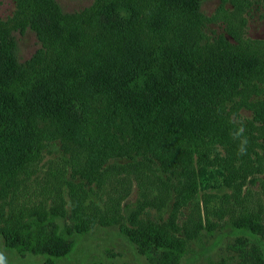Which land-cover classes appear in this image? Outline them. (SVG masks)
<instances>
[{"label": "trees", "instance_id": "16d2710c", "mask_svg": "<svg viewBox=\"0 0 264 264\" xmlns=\"http://www.w3.org/2000/svg\"><path fill=\"white\" fill-rule=\"evenodd\" d=\"M14 1V15L0 20V195L7 191L6 185L12 195L0 208V234L6 247L45 255L49 263L67 258L75 250L76 236L112 215L114 203L105 206L108 211L101 205V193L111 176L117 173L119 183L125 177L119 178L122 173L139 172L148 164V172L166 187L154 196L153 180L152 185L139 182L145 193L127 211L125 232L144 250L159 248L162 242L153 232L155 224L145 220L142 212L149 199L157 206L162 192L169 195L175 187L173 162L182 151L191 160L189 175L183 180V192L192 200L185 221L186 239L199 238L200 232L228 214L234 227L261 230L263 210H237L240 187L230 195L231 206L223 205L230 202L226 194L217 206L213 205L216 193L200 195L198 190L199 180L202 188L217 187L222 174L217 168V145L232 143L241 135L235 122L220 113V105L244 93L259 94L264 87V40L244 38L231 22L227 31L234 41L224 34L210 38L204 25L217 21L226 3L232 5L230 14L236 15L250 7L251 0H220L212 16L200 12L205 0H96L80 15L64 13L55 0ZM83 15H91L88 23L92 21L105 35L94 38L75 27ZM27 28L37 32L43 50L21 63L14 32ZM151 30L160 33L156 41L163 44L162 52L156 51V43L152 45ZM51 51L56 62L49 66L53 77H29L33 59L44 60L41 56L49 57ZM103 57L110 64L102 62ZM193 78L195 90L187 91L192 86L183 82ZM18 80L24 87L25 108L14 97L9 102V90H2ZM253 108L264 117V99ZM125 121L154 156L137 150L130 162L104 166L101 161L78 172L76 161L88 147L93 148L92 155L94 149L98 151L95 157L108 159L109 153L113 157L118 144L122 145L119 123ZM58 144L64 152L61 161L53 163L38 182L44 188L42 200L18 199V189L36 173L44 152ZM150 158L158 160L157 167ZM112 189H117L114 183ZM67 217L70 224L53 223ZM184 251V245L178 246L164 264L177 262Z\"/></svg>", "mask_w": 264, "mask_h": 264}, {"label": "rangeland", "instance_id": "374dc122", "mask_svg": "<svg viewBox=\"0 0 264 264\" xmlns=\"http://www.w3.org/2000/svg\"><path fill=\"white\" fill-rule=\"evenodd\" d=\"M55 1L64 13L75 15L85 11L96 0ZM251 2L250 7L246 8L243 12L240 11V14L236 15L230 14V11L233 10L232 5L226 3L224 13L219 16V19L204 25L205 32L210 38H216L224 34L228 39L234 41L227 31L228 22H231L233 28L237 32H241L244 38L264 40V0H251ZM220 3V0H205L200 12L212 16L216 13ZM15 8L16 4L14 0H0V20H9L14 15ZM90 17L91 15L79 17V24H76L77 26L75 27L78 28L79 26L83 30V34L88 33L94 38L102 36L104 32H102L100 27L92 25V21L90 24L88 23ZM96 18L97 16L94 17V19ZM62 23L65 24L64 21ZM148 34H150L152 45L156 43V51L162 52L163 44H160V42L158 44L156 41V36L160 33L153 34L151 30ZM14 35L17 42L16 52L21 63L31 61L39 53L38 51L43 50V43L34 29L27 28L23 32L15 31ZM50 36L52 38L54 34L51 33ZM48 44L54 48L51 41ZM53 55V51H51L49 57L45 55L41 56L44 60L36 62L38 57L33 59V67L27 72L28 76L31 78L36 77L40 80L46 75L53 77V74L49 71V66L53 67L56 64L55 56ZM73 55L79 58L82 56L79 52H73ZM102 62L110 64L104 57ZM21 80L24 79L22 78ZM21 80L16 81L15 85L10 87L4 86L2 90H9V92H6L9 94V102L14 97L20 100V107L25 108L26 105L23 104V97L21 95V90L24 89ZM183 83L192 86V88H187V91H194L197 80L193 78ZM261 91L259 94L250 93V96L244 93L242 97L237 96L232 101L223 102L218 109L221 114L228 116L235 122L241 135L232 143L217 145L216 152L219 156L217 168L222 173L219 176V181L215 183L217 187L202 188V180H199L198 190L200 195L206 192L218 195L213 205L221 206L220 199L226 194L229 196L227 201L230 200V202L229 204L223 203V205L231 206L233 199L230 198V195L233 193L235 187H240L242 199H240L239 205H236L237 210L255 209L256 211H264V117L253 108L259 100L264 99V95L262 94L264 87H261ZM3 105L5 106V103ZM119 124L121 125L118 134L121 135L122 145L118 144V151L113 153V157L111 158V153H109L107 155L108 159L107 157L100 159L95 157L98 151L94 149V155H92L93 148L91 147L90 150L88 147L89 151L85 149L81 151L78 157L79 161H76L78 172H82L83 170L88 171L91 164L100 165L101 161L104 166L113 161L118 163L130 162L131 156L137 150H142L148 157L149 154L147 152L153 155L151 153L153 151L148 149V145H146V148L142 140L138 139L136 132L129 122L125 121ZM126 140H128L129 145H125ZM154 144L162 146L159 145V142H155ZM241 147L244 148L243 153L240 152ZM145 149L147 150L146 152ZM167 150L169 149L167 148ZM182 152V154L176 156L175 162H173L174 166L171 177L174 180L175 187L169 195L164 191L162 192V195L158 198L159 202H157V206H152L155 202L152 201L153 199H149L145 203L142 212V217L145 220L155 224L153 232L161 238L162 242L159 248L150 247L144 250L137 245L136 240L134 241L129 238L125 232L128 227L126 221L127 211L131 207H134L140 195L142 196L145 193L141 189L142 186H139V182L141 181L143 185H149V183L152 185L151 180H153L155 182L153 185L154 196H157L155 192L162 191L166 187L165 183L156 182L155 175L153 176L151 171L148 172L150 168L146 164L139 172L132 171L133 173L128 175L122 173L123 175H120L119 178L125 177L119 183H116L117 173L111 176V179L104 185L103 192L101 193L104 200L101 205L107 210L105 206L110 207L114 203L112 215H109L107 220L104 218L101 222L95 224L86 234L76 236L75 250L70 256L55 263H49L45 255H35L29 252L22 254L16 250L9 249L6 247L4 238L0 234V252L6 258V264H164L169 253L181 245H184V254L177 262L171 264H242L246 262L264 264V219L262 220L261 230L252 232L234 227L230 223L231 216L228 214L222 219H216L214 221L215 224L209 230L204 229L200 232L199 238L192 241L186 239L185 221L192 200L186 197L190 194L183 192L185 189L183 180L187 178L185 176L189 175L188 170L191 160L185 155L184 151ZM63 153L59 144L58 146L51 145L44 152L41 162L34 168L36 173L33 174L30 180H25L21 188L18 189V199L20 198L21 201L25 202H29V200L35 202L42 200L44 197L42 190L44 188L38 182H41L44 172L53 163L61 161ZM149 160L155 163L153 165L148 161L150 165L157 167V159H155L156 162L151 158ZM192 163L194 169L197 171V164L194 161ZM75 181L80 183L79 177H76ZM113 183L117 189H112ZM1 188L2 185L0 184V191ZM6 189L5 194L3 196L0 195V208L3 207L6 199L8 201L12 197L7 185ZM200 202L202 207V199ZM70 222L69 217H67L54 220L53 223L62 225L64 223L70 224Z\"/></svg>", "mask_w": 264, "mask_h": 264}, {"label": "clouds", "instance_id": "9594fccd", "mask_svg": "<svg viewBox=\"0 0 264 264\" xmlns=\"http://www.w3.org/2000/svg\"><path fill=\"white\" fill-rule=\"evenodd\" d=\"M237 135H239V132L237 133ZM240 152L241 153L244 152V148L243 147L240 148ZM0 264H6V258H5L4 254L2 252H0Z\"/></svg>", "mask_w": 264, "mask_h": 264}]
</instances>
